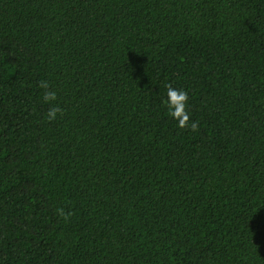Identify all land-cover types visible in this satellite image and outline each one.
Listing matches in <instances>:
<instances>
[{
	"label": "trees",
	"instance_id": "16d2710c",
	"mask_svg": "<svg viewBox=\"0 0 264 264\" xmlns=\"http://www.w3.org/2000/svg\"><path fill=\"white\" fill-rule=\"evenodd\" d=\"M0 264H264V0H0Z\"/></svg>",
	"mask_w": 264,
	"mask_h": 264
},
{
	"label": "clouds",
	"instance_id": "9594fccd",
	"mask_svg": "<svg viewBox=\"0 0 264 264\" xmlns=\"http://www.w3.org/2000/svg\"><path fill=\"white\" fill-rule=\"evenodd\" d=\"M39 87L45 89L43 94V100L45 102H52L57 99V94L51 89L48 81H40ZM167 89V99L165 104L169 109V115L178 121V126L180 128L188 127L189 114L186 109L188 102V93L183 89L173 88L171 84L166 85ZM63 110L58 105H52L48 109L47 118L52 121L57 118V114L61 113ZM191 129L193 131L198 130V124L196 122L191 123ZM62 213V210H61Z\"/></svg>",
	"mask_w": 264,
	"mask_h": 264
}]
</instances>
